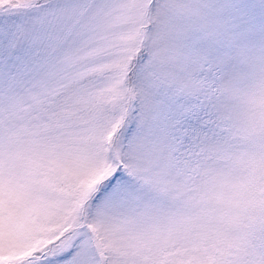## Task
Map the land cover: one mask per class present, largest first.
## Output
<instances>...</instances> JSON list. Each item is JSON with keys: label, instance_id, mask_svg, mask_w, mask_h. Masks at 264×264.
<instances>
[{"label": "snow or ice", "instance_id": "obj_1", "mask_svg": "<svg viewBox=\"0 0 264 264\" xmlns=\"http://www.w3.org/2000/svg\"><path fill=\"white\" fill-rule=\"evenodd\" d=\"M0 264H264V0H0Z\"/></svg>", "mask_w": 264, "mask_h": 264}]
</instances>
